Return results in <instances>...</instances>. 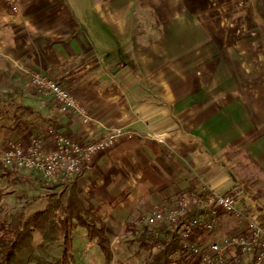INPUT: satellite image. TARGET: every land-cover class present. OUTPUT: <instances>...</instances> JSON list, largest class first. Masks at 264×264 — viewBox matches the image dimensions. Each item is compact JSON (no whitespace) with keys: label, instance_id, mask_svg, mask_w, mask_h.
I'll return each instance as SVG.
<instances>
[{"label":"crops","instance_id":"crops-1","mask_svg":"<svg viewBox=\"0 0 264 264\" xmlns=\"http://www.w3.org/2000/svg\"><path fill=\"white\" fill-rule=\"evenodd\" d=\"M18 2L15 15L0 1V69L13 71L14 80L27 68L54 78L87 109L90 121L63 113L32 85L42 100L35 111L23 103L24 110L40 122L29 132L0 124V147L9 140L28 143L54 124L81 142L127 133L73 182L104 216L112 264L113 238L126 237L129 222L142 226L135 232L140 236L154 208L170 209L190 190L244 194L243 158L264 170V0H93V15L127 40L112 55L94 45L84 19L64 0ZM50 39L62 42L49 45ZM189 212L215 217L212 232L194 236L205 249L247 231L239 217L232 223L229 214L213 216L199 206ZM85 245V264H106L95 243ZM193 258L178 256L176 264L199 263ZM225 259L252 264L253 255L228 250Z\"/></svg>","mask_w":264,"mask_h":264},{"label":"built area","instance_id":"built-area-1","mask_svg":"<svg viewBox=\"0 0 264 264\" xmlns=\"http://www.w3.org/2000/svg\"><path fill=\"white\" fill-rule=\"evenodd\" d=\"M0 1L12 14L20 13L18 0ZM31 80L36 92L43 98H52L63 113L72 112L80 116L85 123H89L87 109L57 80L41 72L33 73ZM126 134L116 132L96 141L81 142L49 126L44 135L28 143L7 141L0 147V160L10 169L34 172L49 182L73 184L77 176L92 170L98 156L117 146ZM236 203L234 197L217 193L213 188L190 190L183 192L172 208L167 210L154 208L146 219V224L151 227L177 225L184 220L180 230L184 253L198 258L203 264H227L225 253L228 250L251 254L252 264H264V226L255 219H247L245 234L227 238L222 244L211 243L205 249L194 243V236L198 231L209 233L214 230L215 217L202 219L192 216L185 219L189 210L199 206L202 209H210L213 216L224 213L243 218ZM131 224L137 223L133 220Z\"/></svg>","mask_w":264,"mask_h":264},{"label":"trees","instance_id":"trees-1","mask_svg":"<svg viewBox=\"0 0 264 264\" xmlns=\"http://www.w3.org/2000/svg\"><path fill=\"white\" fill-rule=\"evenodd\" d=\"M61 42L50 39L48 44ZM7 85L12 92L6 98L0 97V116L6 115L7 110L26 109L19 99L21 90L14 83V72L0 69V88ZM23 173L6 167L0 160V180L19 183L25 177ZM45 189L15 212L0 209V264H74V233L78 229L86 230L88 240L96 244L106 264H112L114 248L104 216L83 200L78 186L54 182ZM235 190L226 194L237 202ZM194 213L188 212L185 219ZM183 221L154 231L147 228L137 237V247L150 253L145 264H176V258L185 255L180 237ZM257 221L264 226V221Z\"/></svg>","mask_w":264,"mask_h":264},{"label":"rangeland","instance_id":"rangeland-1","mask_svg":"<svg viewBox=\"0 0 264 264\" xmlns=\"http://www.w3.org/2000/svg\"><path fill=\"white\" fill-rule=\"evenodd\" d=\"M64 4L76 12L80 20L81 18L84 19V27L86 28V32L90 36L95 46H98L102 50H106L108 53H110V55H112L111 53L120 50L121 47L126 45V39H119L116 36L115 30H113L111 27H107L106 24L99 19V15L96 17L93 15V0H64ZM134 8L136 9V7ZM104 15L105 13H102L103 17ZM150 15L151 13L148 14V16ZM117 69L118 68L115 70ZM33 73L34 72L32 69L27 68L26 75L22 78H16L14 83L21 90L19 99L23 103L31 104L35 111L37 108L35 105L42 99L35 95V91L32 87L31 76ZM11 92L12 89L9 85L0 88V97L6 98ZM43 101L46 100L43 99ZM12 112L13 113L9 119L0 116V124H4L6 126L7 124H11L14 129H18V131L23 129L24 126H27L26 132H29L28 130L30 129V126L40 122L35 113L30 114L24 109L20 111H15L13 109ZM31 135L33 136L34 132L31 133ZM23 138L24 135L21 137V139ZM240 166L242 167V172L240 170L241 181L239 182H241V185L244 186L245 190L243 189L244 194H241L240 192L236 195L237 208L239 212L243 214L244 217L242 219H245V224L247 223V219H249V217L251 219H261L264 221V170L259 166L247 164V157L243 158ZM23 174L25 177L22 182L19 183H13L8 179L0 180V209H2L4 212H15L26 201L31 200L33 197L42 192H45V186H49L50 184L54 183L45 180L41 175L34 172H24ZM226 217L227 220L232 223L235 221L239 222V218L235 215H229ZM143 220V217H141V221ZM130 226H132V229H129ZM139 227L142 228L140 224H131V222H129L127 236L121 240L120 238H113L114 246L117 250V252H115L114 264H145L146 260L150 256V253L140 250L137 247V237L139 233L136 234L135 232ZM145 228H151V226L148 227L146 225ZM82 233H86V230L78 229L74 235L75 240L73 256L75 257L77 264H85L84 260L81 258V250L88 249L85 248V242L89 244L87 237L84 239L82 238ZM86 254H88L87 251L84 255L86 256ZM97 264L101 263L98 262ZM196 264L203 263L199 261V263Z\"/></svg>","mask_w":264,"mask_h":264}]
</instances>
